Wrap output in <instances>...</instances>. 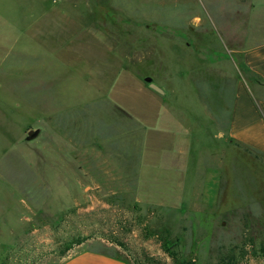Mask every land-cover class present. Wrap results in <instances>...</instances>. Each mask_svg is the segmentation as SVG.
I'll return each mask as SVG.
<instances>
[{"label":"rangeland","instance_id":"obj_1","mask_svg":"<svg viewBox=\"0 0 264 264\" xmlns=\"http://www.w3.org/2000/svg\"><path fill=\"white\" fill-rule=\"evenodd\" d=\"M107 1L0 0V264L8 253L19 263L28 253L47 264L57 243L78 233L88 238L67 258L104 250L131 264H264V153L227 133L240 70L218 61L228 55L218 34L230 23L229 11L223 13L228 0L211 10L206 0H152L144 11L153 33L142 37L131 33L139 28L123 27L124 16L112 18ZM215 7L216 16L208 13ZM193 30L205 33L200 49L193 48ZM147 76L164 95L150 94L142 85ZM105 96L144 125L168 118L191 129L198 200L193 191L185 195L188 185L178 213L142 210L131 190L72 199L73 174L63 166L68 149L49 145L58 140L52 126L84 138L112 127Z\"/></svg>","mask_w":264,"mask_h":264},{"label":"crops","instance_id":"obj_2","mask_svg":"<svg viewBox=\"0 0 264 264\" xmlns=\"http://www.w3.org/2000/svg\"><path fill=\"white\" fill-rule=\"evenodd\" d=\"M103 1L108 2L107 0ZM154 1L157 2V0ZM206 1L210 10L212 4L216 6L219 3V0ZM150 3L152 0H112V18L124 16L125 18L121 20L123 27H129L130 31L136 27L139 28V31L133 30L131 33L132 35L137 34L135 37H142L147 35L146 32H152L151 28L147 26L146 20L149 18L144 11L146 6H150ZM226 3L229 4V7L224 5L223 13L226 14L229 11L226 18H229L230 23L218 28V34L229 57L227 55L224 58H219L218 61L219 63L225 61V64L231 67L233 63L234 67L236 66L235 69H237L236 63L240 65L239 72L236 70L234 75V96L227 133L233 141L264 153V139H258L254 134L255 130L259 129L264 133V119L260 114L261 111L264 115V0H228ZM213 8L212 11L208 10V13H217V7H215V12ZM137 18H139V22L132 24L130 20ZM193 19L200 20L202 18L200 14H194ZM108 26L111 25L108 24ZM102 27L103 30H107L104 33L114 34L108 28ZM241 28L242 35L237 43L234 34ZM163 33L167 36L166 32ZM204 34L199 30H193L192 45L194 49L195 46L201 48L200 44ZM223 35H226V40ZM135 41L136 39L130 40L131 43ZM186 45L189 46V44ZM232 53L234 61L231 60ZM248 83L256 85L260 91L259 96L253 94ZM142 85L148 88L153 96L164 95L166 92L161 86L163 93L151 89L148 83ZM105 99L108 101L106 104L107 113L112 115V127L104 125L92 134L88 130L85 139L80 133L77 137L65 134L68 132L67 128L62 136L61 128L59 130L56 123L52 126L53 136L58 140H54L50 144L48 141V144L56 148L59 153L62 151L61 142H64L65 148L68 149L63 159V166L68 173L73 174L75 191L70 195L72 199L79 195L84 197L86 202L88 199L92 202L97 199L96 196L100 192L113 195L124 194L127 190H131L135 203L142 210L178 213L183 208L181 202L184 198V187L186 188L188 185V188L192 190L185 195H190L193 191L192 194L197 195L195 200H198L201 193L197 192L198 188L195 192L193 189L199 179V169H196L195 161L190 156L188 134L191 129H183L181 125L168 118L161 120L159 118L158 124L144 125L129 111L118 105L115 100L108 96H105ZM172 123L176 126H172ZM38 130L39 133L34 138L41 135L42 129L38 128ZM90 142L96 144L95 152L90 149L93 148ZM98 145L102 152L97 149ZM191 164L194 166L191 167ZM49 165L55 166L51 162ZM188 172L191 176L186 177L185 174ZM186 178L191 179L189 181H194V183L186 184ZM63 179L65 180L64 177ZM66 195V191L58 194V196ZM187 211L191 213L194 209H188L185 212ZM54 264L130 263L96 250H85Z\"/></svg>","mask_w":264,"mask_h":264},{"label":"trees","instance_id":"obj_3","mask_svg":"<svg viewBox=\"0 0 264 264\" xmlns=\"http://www.w3.org/2000/svg\"><path fill=\"white\" fill-rule=\"evenodd\" d=\"M88 237L83 236L80 233L75 234V235H70L67 238L63 239L61 243H57V245L54 247V253H55V258L48 261L47 264H54V263H59L61 262V258H67V251L72 248L73 246L82 243L84 240H86ZM97 252L100 253H105L109 254L112 256H115L117 258H120L128 263L126 259L119 257L116 254H112L109 252H106L104 250H96ZM28 253H25L23 260L19 263V256L14 257L13 254L8 253L7 256L3 260V264H40V261L36 263V258L39 257L38 255H32L31 257L27 255ZM131 264V263H130ZM136 264V263H132Z\"/></svg>","mask_w":264,"mask_h":264},{"label":"water","instance_id":"obj_4","mask_svg":"<svg viewBox=\"0 0 264 264\" xmlns=\"http://www.w3.org/2000/svg\"><path fill=\"white\" fill-rule=\"evenodd\" d=\"M144 80L148 83L149 87L155 91H157L158 93H163V89L161 87H159L157 84H155L153 81H152V78L147 76L144 78Z\"/></svg>","mask_w":264,"mask_h":264}]
</instances>
